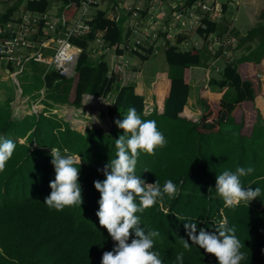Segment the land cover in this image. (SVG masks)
<instances>
[{
  "label": "trees",
  "instance_id": "obj_1",
  "mask_svg": "<svg viewBox=\"0 0 264 264\" xmlns=\"http://www.w3.org/2000/svg\"><path fill=\"white\" fill-rule=\"evenodd\" d=\"M58 1L71 4L63 9L66 18L75 16L80 0ZM49 4L50 0H31L27 8L45 12ZM7 17L8 14L1 15L0 23ZM204 23L207 28L200 27L197 33L217 31L216 22L204 19ZM89 24V32L71 38L82 48L75 75L66 78L55 70L46 74L48 108L59 103L78 108L85 93L112 92L115 107L109 115L113 118L116 114L115 121L123 120L129 107H135L142 120L156 121L166 144L157 147L154 155L140 152L136 175L147 183L158 180L161 189L171 179L178 193L174 198L165 194L162 203L136 215L146 232L159 231L153 250L159 251L164 264H178L179 252H184L183 264H217L216 258L198 245L185 250L181 238L189 239L184 228L188 222L197 223L198 235L200 228L215 232L222 221L227 227L235 226L244 245L240 251L246 259L241 264H264V126L255 107V97L261 94L262 86L257 72L251 69L252 57H243L227 67V77L217 96L208 87L200 88L202 112L196 117L185 109L190 94V68L206 65L210 58L205 50L182 51L177 44L168 42L164 49L169 69L159 72L160 80L148 103L140 76L136 82L123 85L119 71L110 78L108 63L90 57L89 42L101 30L105 31L103 37L108 46L122 55V26L103 10ZM183 39L181 35L178 42ZM140 56L147 59L149 55ZM12 101L0 98V137L16 143L12 157L0 171V264H101L103 252L111 251L114 242L95 215L100 193L93 181L105 179L98 169L115 158V139L124 134L123 130L114 122L112 129L95 124L82 132L62 116L45 115L44 111L19 117ZM52 148L60 149L62 155L79 157L74 166L80 169L81 206L56 211L44 203L51 193L49 182L55 178ZM237 167L255 169L240 179L245 189L259 187L261 195L249 203L226 208L215 189L217 175ZM131 238L134 233L129 243Z\"/></svg>",
  "mask_w": 264,
  "mask_h": 264
},
{
  "label": "clouds",
  "instance_id": "obj_2",
  "mask_svg": "<svg viewBox=\"0 0 264 264\" xmlns=\"http://www.w3.org/2000/svg\"><path fill=\"white\" fill-rule=\"evenodd\" d=\"M72 58V54L66 49L57 56L59 61ZM92 117L94 122H100L98 116ZM115 124L124 132L115 139V158L105 164L103 169H98L103 172L105 179L93 181L94 188L100 193L97 201L99 209L95 215L99 225L107 230L114 242L111 251L103 252L101 264H164L159 251L153 250L156 238L160 237L159 231L146 232L141 227L140 217L136 215L156 206L158 202L162 203L165 194L174 198L178 193L171 179H167L161 189L158 180L147 183L136 175L140 152L154 155L157 147H164L166 144L164 135L157 129L155 120H142L135 107H129L123 120L118 119ZM15 148L16 143L13 140L0 137V171L4 170ZM64 152L67 153V149ZM50 155L55 178L49 182L51 193L44 203L49 209L56 211H63L65 207L81 206L83 198L79 183L80 169L74 166L79 157L62 155L58 148H52ZM254 171L253 167H237L235 171L224 170L217 175L215 189L223 200L224 207L235 208L241 202L249 203L261 195L259 187L245 189L241 183V177ZM184 228L192 242L190 244L189 239L181 238L185 250L190 251L192 245H198L205 253L213 255L217 264H241L246 259V254L240 251L244 245L236 235L235 226L227 227L226 221H222L212 233L200 228L197 235L196 222H188ZM133 233L134 238L129 243ZM183 258L184 252L177 253L178 264H183Z\"/></svg>",
  "mask_w": 264,
  "mask_h": 264
},
{
  "label": "built area",
  "instance_id": "obj_3",
  "mask_svg": "<svg viewBox=\"0 0 264 264\" xmlns=\"http://www.w3.org/2000/svg\"><path fill=\"white\" fill-rule=\"evenodd\" d=\"M29 1L31 0H22L17 5L15 15L0 23V58L9 63L10 74L13 76H17L23 71L25 63L34 60L47 63L60 76L73 77L76 73V65L82 48L72 43L71 38L82 37L89 32L91 29L90 21L101 10L106 11L107 17L111 20L119 21L123 16L126 17V39L122 45L125 53L122 55L116 54V58L111 63L108 72V76L111 78L114 72L119 71L123 85L128 82V80L126 82L129 77L127 70L132 65L129 58L126 57L128 53L142 51L144 54H148L150 47L165 45L167 42L177 44L182 51L193 48L202 49L204 47L203 43L208 45L211 50L215 46L217 48L224 46L226 47L224 53L231 57V48H228L232 43L231 38L222 37L212 32L207 35L205 41L202 35L194 32L200 27L207 28L204 23L207 14L211 15L213 20L221 17L220 14H217L214 1L194 0L187 5L184 1L177 4L170 0H149L145 4L133 0L131 2L127 1L122 9L119 6L109 9L102 6L103 0H80L77 13L70 19L66 18L64 14H52L48 12L49 10L45 12L30 10L27 8ZM169 15L174 20H169ZM158 17L161 22L155 21ZM165 21L168 22L165 24ZM169 22H172L173 26L178 23L180 28L185 29L184 32L177 30L179 36L186 35L181 42H178L179 36L167 30L166 26H169ZM189 32H192L190 38L188 37ZM139 34L142 35L139 36ZM103 38L99 35L94 39L97 43H103ZM48 48L53 51L50 56L43 51ZM65 49L72 54L73 58L59 61L57 59L58 53ZM112 94V92L102 95L85 93L82 102L84 104L88 101L90 105H93L99 102L100 97L98 96H111L112 99ZM59 107L60 105H56L53 111L57 112ZM69 107L77 109L75 106L70 105ZM33 111L39 112L37 109ZM60 116H66V114H60ZM107 117L111 119L110 115H107Z\"/></svg>",
  "mask_w": 264,
  "mask_h": 264
},
{
  "label": "crops",
  "instance_id": "obj_4",
  "mask_svg": "<svg viewBox=\"0 0 264 264\" xmlns=\"http://www.w3.org/2000/svg\"><path fill=\"white\" fill-rule=\"evenodd\" d=\"M142 3H148L149 0H138ZM174 3H181L184 1L187 5L188 0H170ZM168 1V2H170ZM202 1H214V7L217 11V14H220V18H213L211 15L207 14L206 19L214 21L217 23V33L219 36H227L228 38L232 39V43L230 44L231 47V57L227 56L224 53L226 47L221 46L220 48H215L212 52H208L207 48L209 49L208 45L203 43V48L201 50H205L206 54L210 58L209 61L206 62L205 66H192L190 68V94L188 98V102L186 105V110H189L191 114L194 116H200L202 112V106L198 103V89H195L196 92H192V88L194 84L199 88L201 86V79H206V76L209 77L208 88L210 93L214 96H217L220 91L221 82L227 77L226 76V69L228 66H233L237 61L242 59L243 57H252L253 60L251 69L257 72V77L261 80V94L255 97V107L258 108L260 115H261V124L264 126V0H202ZM21 1L17 0H0V16L8 14V17L3 20L4 22L9 20L10 17L14 16L16 13L17 5L20 4ZM70 3L65 4L58 0H50V4L47 8L48 12L59 15L64 14L63 9L64 7H68ZM195 33L198 32L197 30L194 31ZM100 36H104L105 31L101 30ZM98 35V34H97ZM201 35V34H199ZM206 41L207 35H202ZM79 38V37H75ZM185 38V36H184ZM194 40V39H193ZM77 45V44H76ZM51 49H44V53L48 56L50 54L48 51ZM211 50V49H210ZM52 51V50H51ZM88 51L90 57L94 61H100L104 59L108 63L109 71L111 67V63L116 58V53L114 49L108 46V43L103 38V43H97L96 40H92L89 42ZM53 52V51H52ZM99 54V55H98ZM98 55V56H97ZM225 55V56H224ZM3 59L0 58V74H2L1 70L3 69L5 73L10 75V66L9 63L6 61H2ZM32 62L29 61L27 63ZM37 63L45 64L46 67L42 72V80H44V85L38 90L37 97H41L42 103L46 106L45 109H39V112H43L45 115H51L52 113L57 114L60 116V113L54 112V108L56 105L62 104H54L51 108H48L46 104V93L48 91V85L46 84V74H50L53 67H50L47 63L41 61H34ZM213 73L211 74V70ZM56 71V70H55ZM108 71V72H109ZM168 71V70H166ZM161 72V71H160ZM159 72L157 73V75ZM4 77V76H2ZM7 77V76H5ZM214 80L213 84L211 83ZM0 79V98L2 101L6 99H12V95L9 93L11 90V85L8 81ZM194 82V83H192ZM204 84V83H202ZM5 92V96L1 93V91ZM193 93V94H192ZM36 97V98H37ZM153 94L149 93L146 96L148 103H151ZM14 101V100H13ZM12 101V106H13ZM68 105V104H66ZM70 106V105H68ZM14 108V106H13ZM194 110V111H193ZM15 111V110H14ZM38 112V113H39ZM31 113H36L32 111ZM239 111L236 110L235 114L238 117ZM30 114V113H26ZM25 114V115H26ZM37 114V113H36ZM23 115V116H25ZM61 117V116H60Z\"/></svg>",
  "mask_w": 264,
  "mask_h": 264
},
{
  "label": "rangeland",
  "instance_id": "obj_5",
  "mask_svg": "<svg viewBox=\"0 0 264 264\" xmlns=\"http://www.w3.org/2000/svg\"><path fill=\"white\" fill-rule=\"evenodd\" d=\"M127 1L131 2L133 0H103L102 6L109 9H111V7L119 6L122 9ZM168 19L174 20V18H172L170 15ZM155 21L161 22L159 17ZM115 22L118 23V25L122 26L123 28V41H122V45H123L126 39V17L123 16L119 21H115ZM167 22L168 21H165V24ZM166 28L167 30L174 32L176 36H179L177 30L182 32L185 31V29L180 28L178 23H176V25L173 26L172 22H169V26H166ZM97 34L96 36L101 35L100 33ZM191 34L192 32H189L188 34L189 38ZM141 35L142 34H139V36ZM182 35L186 37L185 34ZM166 44H168V42ZM165 45L150 47L148 50L153 48L152 50L154 53L153 54L148 53L149 56L147 59H143V58L141 59L140 54L146 55L142 51L128 53L126 57L129 58L132 65L131 68L127 70L129 77L126 79V82L127 80L128 82L125 83L131 84L133 82H136L138 80V77L140 76L141 77L140 81L143 85V94L145 96H148L149 93L153 94L155 83L160 80V76H158L157 73L169 69V65L166 59V53L164 49ZM228 48L230 49L231 47L228 46ZM207 51L214 53L212 50L208 48ZM48 53L50 55L53 54L51 50H49ZM124 53H125V49L123 48V54ZM45 67H46L45 64H41L33 61L30 63H25L23 71L17 76H13L11 74H10L11 76H9L8 74H3L5 72L3 69L1 70L2 74H0V79L8 81L11 85V90H10L11 93L9 94L12 95V98L14 100L13 106L15 110L14 111L15 115L22 117L26 113H31L35 109L40 111L39 109L43 108V103L42 100L40 99L41 97H37V95H38V90L41 88V86L44 85V80H42V72L45 69ZM209 69L211 70V67H209ZM210 72L211 74L213 73L212 70ZM209 82H210L209 77L206 76V79L205 78L201 79L200 81L201 86L199 88L194 84L192 88V92L194 93L196 92L195 89H198V93H199L200 88L208 87V85L206 84H208ZM1 93L5 96V92L3 90L1 91ZM98 97H100L99 102H96L93 105H90L89 104L90 102L87 101L84 102V104H82L81 107L75 109L73 107L66 106V104H62L59 107L60 110L58 108L57 112H59L61 115L66 114V116H62V117L65 120L69 121L74 128L82 132L86 128L93 127L95 124H98L104 127L105 129H112L113 123L115 122L116 114L115 117L113 118L110 117L111 119H108L107 115H109L110 109H114L115 102L111 99V96L109 97L98 96ZM113 97L114 94H112V98ZM148 100L149 99L146 98L147 102ZM92 116H98L100 122L99 123L94 122ZM118 118H119V114H118Z\"/></svg>",
  "mask_w": 264,
  "mask_h": 264
},
{
  "label": "water",
  "instance_id": "obj_6",
  "mask_svg": "<svg viewBox=\"0 0 264 264\" xmlns=\"http://www.w3.org/2000/svg\"><path fill=\"white\" fill-rule=\"evenodd\" d=\"M2 61L4 62L5 60L3 59Z\"/></svg>",
  "mask_w": 264,
  "mask_h": 264
}]
</instances>
